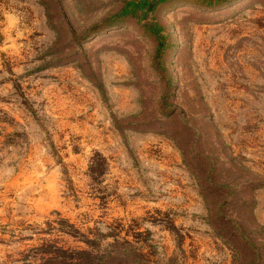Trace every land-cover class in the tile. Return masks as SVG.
Segmentation results:
<instances>
[{
    "label": "rangeland",
    "instance_id": "obj_1",
    "mask_svg": "<svg viewBox=\"0 0 264 264\" xmlns=\"http://www.w3.org/2000/svg\"><path fill=\"white\" fill-rule=\"evenodd\" d=\"M118 1L0 0V264L37 261L45 239L84 247L60 220L136 235L152 264H237V233L243 258L264 264V0L161 7L165 81L132 24L89 34ZM180 133L232 219L219 234Z\"/></svg>",
    "mask_w": 264,
    "mask_h": 264
},
{
    "label": "trees",
    "instance_id": "obj_2",
    "mask_svg": "<svg viewBox=\"0 0 264 264\" xmlns=\"http://www.w3.org/2000/svg\"><path fill=\"white\" fill-rule=\"evenodd\" d=\"M182 0H119L117 7L103 16L97 25L89 29L91 32H97L100 29L116 26L121 23L132 24L139 34L152 42V54L149 66L155 76L161 81H165V66L163 65V57L171 48L169 35L165 26L156 18L157 12L161 7L179 2ZM195 5L204 7L222 6L230 0H189ZM182 134V135H181ZM175 135L174 141L181 154L184 165L192 168L193 176L198 187L206 212L207 221L219 234L222 226L232 220L215 207L217 204L216 197L209 195L212 193L213 185L211 177L203 176L201 163H195V158L189 151L188 140L183 136ZM173 136V135H172ZM194 164V165H193ZM106 171V160L99 152H92L89 157L86 173L88 179L93 182H99ZM233 183V181H231ZM262 184L260 179H252L246 181V186L256 187ZM245 200H241L244 205ZM237 207L241 205L236 204ZM250 214V211H249ZM235 218V215H234ZM61 231L65 234L78 237L84 247H70L58 244L53 239L43 240L39 246L35 247L34 255H38L37 261L27 264H152V260L148 254L142 250V247L135 245L136 235H132L135 239L127 240L126 238H118L109 235V233L96 232L93 235L85 234L78 231L71 223L60 220ZM218 231V232H217ZM111 236V241H104L105 237ZM236 252L238 253L237 264H251V260L243 258L241 237L239 234L232 235Z\"/></svg>",
    "mask_w": 264,
    "mask_h": 264
}]
</instances>
